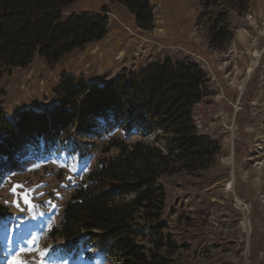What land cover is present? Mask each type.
Returning a JSON list of instances; mask_svg holds the SVG:
<instances>
[{
	"label": "rangeland",
	"instance_id": "obj_1",
	"mask_svg": "<svg viewBox=\"0 0 264 264\" xmlns=\"http://www.w3.org/2000/svg\"><path fill=\"white\" fill-rule=\"evenodd\" d=\"M148 1L153 27L142 30L121 5L75 0L63 16L102 13L108 18L105 37L58 63L36 57L26 67L12 68L0 82V109L13 121L22 110L51 108L63 74L102 85L124 71L136 72L165 58L198 63L209 83L194 106L195 124L219 150L207 169L159 180L165 190L163 232L177 246L170 255L172 264H264V0ZM254 50L261 52L257 61ZM248 67L254 68L250 77ZM96 121L102 124L101 118ZM142 138L152 140L153 135L140 125L128 136L120 129L99 138L79 133L83 145L95 143L84 157L72 149L71 138L47 153H38L28 143L23 159L32 164L0 177V204L7 209L0 215V264L16 259L24 264H120L99 244L80 248L75 256L66 254L62 238L50 231L59 227L65 203L98 160L118 153L114 142ZM36 142L42 149V142ZM155 144L164 148L161 141ZM230 174L232 188L226 184ZM236 197L245 204L244 211L236 207ZM244 217L248 227L241 224Z\"/></svg>",
	"mask_w": 264,
	"mask_h": 264
},
{
	"label": "trees",
	"instance_id": "obj_2",
	"mask_svg": "<svg viewBox=\"0 0 264 264\" xmlns=\"http://www.w3.org/2000/svg\"><path fill=\"white\" fill-rule=\"evenodd\" d=\"M74 1L0 0V82L12 68L26 67L36 57L55 64L105 37L106 15L63 16ZM108 1L126 8L138 28L152 29L154 14L148 0ZM208 83L205 70L188 59L153 61L102 85L63 74L51 108L22 110L13 121L0 109V177L32 164L23 159L30 142L38 153H47L71 138L72 149L84 157L95 143L83 145L79 133L99 138L120 129L128 136L142 126L153 139L114 142L118 153L98 160L65 203L60 225L50 234L60 236L61 249L72 256L80 248L99 244L120 264H172L170 255L177 246L163 232L165 190L159 180L205 170L213 163L219 146L198 131L193 113ZM158 141L164 148L155 144ZM5 214L7 209L0 204V215Z\"/></svg>",
	"mask_w": 264,
	"mask_h": 264
},
{
	"label": "bare ground",
	"instance_id": "obj_3",
	"mask_svg": "<svg viewBox=\"0 0 264 264\" xmlns=\"http://www.w3.org/2000/svg\"><path fill=\"white\" fill-rule=\"evenodd\" d=\"M96 46H97V44H95ZM255 52H254V58L256 59V61H257V59H258V57L260 56V51L259 50H254ZM255 61V60H254ZM256 63V62H255ZM253 64V63H252ZM253 69L254 68H251V67H248V69H247V74H248V76L250 75L251 76V74L253 73ZM249 76V77H250ZM248 78V77H247ZM241 86V85H240ZM243 87H244V84L241 86V87H239L241 90L243 89ZM241 93V92H240ZM233 135V134H232ZM231 135V136H232ZM231 144H232V148H230V154H229V163H230V171L233 173V168H234V148H233V142H231ZM226 184H227V186L228 187H230V188H232L233 187V177H232V174H230V178L227 180V182H226ZM226 186V187H227ZM235 204H236V207L239 209V210H242V211H244L245 209H246V207H244L245 206V204L242 202V200L241 199H238L237 197L235 198ZM241 224L244 226V227H248V225H250V224H248V222H247V219L244 217V218H242L241 220ZM9 247V246H8ZM8 250L11 252V250L8 248Z\"/></svg>",
	"mask_w": 264,
	"mask_h": 264
},
{
	"label": "snow or ice",
	"instance_id": "obj_4",
	"mask_svg": "<svg viewBox=\"0 0 264 264\" xmlns=\"http://www.w3.org/2000/svg\"><path fill=\"white\" fill-rule=\"evenodd\" d=\"M16 187H18V186L13 187V189H12L13 192H15ZM25 203H28L27 199H25ZM13 204L18 207V205L16 204V201H13ZM40 255L43 256V253H40ZM11 264H24V262L20 261L19 259H16V260L12 261Z\"/></svg>",
	"mask_w": 264,
	"mask_h": 264
}]
</instances>
